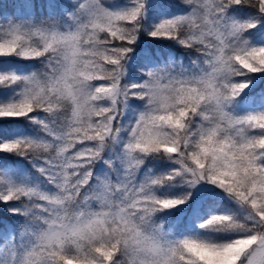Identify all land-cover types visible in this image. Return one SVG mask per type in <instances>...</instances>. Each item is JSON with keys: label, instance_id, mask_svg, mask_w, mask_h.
I'll return each instance as SVG.
<instances>
[{"label": "snow or ice", "instance_id": "obj_1", "mask_svg": "<svg viewBox=\"0 0 264 264\" xmlns=\"http://www.w3.org/2000/svg\"><path fill=\"white\" fill-rule=\"evenodd\" d=\"M20 120L0 264H264V0L0 3V121ZM153 160L172 168L139 178ZM201 185L240 213L172 237L154 217Z\"/></svg>", "mask_w": 264, "mask_h": 264}, {"label": "trees", "instance_id": "obj_2", "mask_svg": "<svg viewBox=\"0 0 264 264\" xmlns=\"http://www.w3.org/2000/svg\"><path fill=\"white\" fill-rule=\"evenodd\" d=\"M9 0H0V3H8ZM2 67L7 68L8 65ZM38 129L31 124L28 120L20 121H0V138L17 139L25 136H36ZM3 158V154H0V159ZM26 174L32 178L35 175V169L31 165L27 166V169H23V166L17 165ZM147 168H151V173L155 175L165 174L172 168L170 161L153 160L146 168L141 170L140 177L142 179L143 174L147 171ZM209 185H201L200 188ZM211 186V185H210ZM212 187V186H211ZM196 189L193 192L192 199L188 201L186 205L181 206L178 209L166 210L165 212L158 213L154 219L157 223H163L165 229L171 235H188L194 234L197 225H200L212 215L220 214H234L236 208L225 199H217L216 196L211 197L207 195L208 189H204L203 192H199ZM158 195L166 196L170 198H182L187 194L186 186L183 184H169L161 187ZM203 232V230H201Z\"/></svg>", "mask_w": 264, "mask_h": 264}, {"label": "rangeland", "instance_id": "obj_3", "mask_svg": "<svg viewBox=\"0 0 264 264\" xmlns=\"http://www.w3.org/2000/svg\"><path fill=\"white\" fill-rule=\"evenodd\" d=\"M238 110L240 111H245V110H248V105L246 104H241L240 106H238ZM198 190L197 191H201L203 192L204 189H208L209 193H207V195L211 196V197H214L216 196L217 199H222V200H226L227 202H229L230 204L233 205L234 208H236V213L234 214H238L240 213V209L234 204V202L230 201L219 189L215 188L214 186H204L203 188H200V186L197 188ZM195 233L192 235V234H188V235H171L172 237L176 238V239H182L183 237L185 236H198V235H202L203 232L201 231V229L199 228V225L196 226L195 228Z\"/></svg>", "mask_w": 264, "mask_h": 264}]
</instances>
